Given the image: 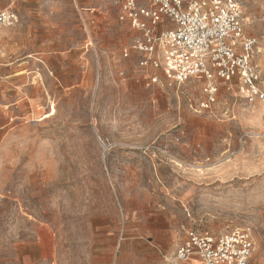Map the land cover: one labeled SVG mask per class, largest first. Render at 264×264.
Masks as SVG:
<instances>
[{"label":"rangeland","instance_id":"obj_1","mask_svg":"<svg viewBox=\"0 0 264 264\" xmlns=\"http://www.w3.org/2000/svg\"><path fill=\"white\" fill-rule=\"evenodd\" d=\"M241 3L264 87V0ZM9 6L0 264H172L195 227L248 229L251 264H264V106L232 80L203 111L204 79L141 69L121 0H0Z\"/></svg>","mask_w":264,"mask_h":264},{"label":"built area","instance_id":"obj_2","mask_svg":"<svg viewBox=\"0 0 264 264\" xmlns=\"http://www.w3.org/2000/svg\"><path fill=\"white\" fill-rule=\"evenodd\" d=\"M119 20L138 33L131 50L141 69L162 73L182 85L204 79L201 110L214 112L218 83L238 81L248 105L264 106L255 63L259 41L245 34L241 0H121ZM19 21L15 8L0 9V36ZM125 57L128 52L125 51ZM254 241L245 228L214 235L190 228L172 264H251Z\"/></svg>","mask_w":264,"mask_h":264},{"label":"crops","instance_id":"obj_3","mask_svg":"<svg viewBox=\"0 0 264 264\" xmlns=\"http://www.w3.org/2000/svg\"><path fill=\"white\" fill-rule=\"evenodd\" d=\"M10 86L12 85H9V83L5 84L0 90V144L10 134L11 119L13 120V118H10V107L12 106L9 100ZM18 101L20 102V99Z\"/></svg>","mask_w":264,"mask_h":264}]
</instances>
